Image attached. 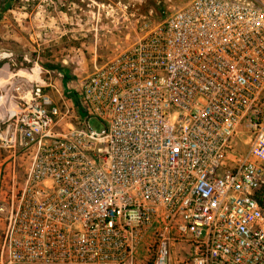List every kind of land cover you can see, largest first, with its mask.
Instances as JSON below:
<instances>
[{
    "label": "built area",
    "instance_id": "obj_1",
    "mask_svg": "<svg viewBox=\"0 0 264 264\" xmlns=\"http://www.w3.org/2000/svg\"><path fill=\"white\" fill-rule=\"evenodd\" d=\"M141 19L74 121L43 90L62 80L0 97V264H264V2Z\"/></svg>",
    "mask_w": 264,
    "mask_h": 264
},
{
    "label": "rangeland",
    "instance_id": "obj_2",
    "mask_svg": "<svg viewBox=\"0 0 264 264\" xmlns=\"http://www.w3.org/2000/svg\"><path fill=\"white\" fill-rule=\"evenodd\" d=\"M183 2L184 0H0V82L6 80L0 86V97L4 93H14L17 81L23 80L27 87L38 80V77L42 80H62L60 95L49 92L47 88L43 90L61 111L68 109L70 120L74 121L77 105L68 98L67 92H75L78 82L94 66L102 65L118 51L129 46L133 34L124 38L125 28L131 30L140 24L141 17L157 23ZM126 14H134L135 18H121V15ZM58 67L69 72L68 80H63L55 69ZM88 123L94 129L100 128L92 119H88ZM242 139V135L238 137V141ZM245 142L247 140L241 142V152L247 149ZM237 154H240L239 150L233 156ZM0 158L5 159L1 153ZM9 167L0 161V205L7 200ZM15 175L18 176L17 173ZM4 220L0 216V246ZM149 262L150 259L146 264ZM170 264H177L173 253Z\"/></svg>",
    "mask_w": 264,
    "mask_h": 264
},
{
    "label": "trees",
    "instance_id": "obj_3",
    "mask_svg": "<svg viewBox=\"0 0 264 264\" xmlns=\"http://www.w3.org/2000/svg\"><path fill=\"white\" fill-rule=\"evenodd\" d=\"M61 75H62V77H63V80L65 81V80H68L69 78H70V74H69V72L65 69V68H63V67H58V68H55ZM75 96H76V93L75 92H73V91H71L69 94H68V98L70 99V100H72V101H74L75 100ZM0 153L1 154H3L4 155V153L0 150ZM0 161L5 165V162H4V159L2 158H0ZM151 263V260H150V262H149V264Z\"/></svg>",
    "mask_w": 264,
    "mask_h": 264
},
{
    "label": "bare ground",
    "instance_id": "obj_4",
    "mask_svg": "<svg viewBox=\"0 0 264 264\" xmlns=\"http://www.w3.org/2000/svg\"><path fill=\"white\" fill-rule=\"evenodd\" d=\"M5 82H6V80H2V81L0 82V86H2Z\"/></svg>",
    "mask_w": 264,
    "mask_h": 264
}]
</instances>
